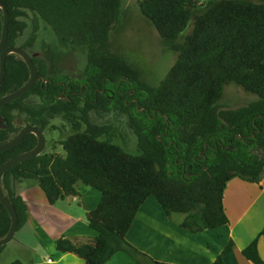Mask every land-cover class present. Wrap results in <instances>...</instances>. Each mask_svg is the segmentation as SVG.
Here are the masks:
<instances>
[{
	"label": "trees",
	"instance_id": "1",
	"mask_svg": "<svg viewBox=\"0 0 264 264\" xmlns=\"http://www.w3.org/2000/svg\"><path fill=\"white\" fill-rule=\"evenodd\" d=\"M0 1L9 14L6 46L26 51L38 74L26 93L0 107V145L23 126L43 133L56 130L51 124L56 119L72 130L51 141V152L42 151L2 175V191L17 214L16 231L28 217L27 203L16 191L26 180L37 184L49 205L77 196L79 183L100 193L96 208L86 212V224L95 234L93 245L64 237L55 241L57 250L73 253L85 264H104L119 251L136 264H167L125 239L149 196L168 217L184 215L179 226L190 232L227 224L226 183L239 177L259 185L264 175V0H136L140 15L176 55L154 86L128 62L113 37L125 0ZM28 13L31 34L18 45L26 27L21 18ZM2 19L0 10V37ZM39 20L52 30L60 48L85 50L80 81L55 74L28 51ZM28 77L23 60L7 55L0 97L20 88ZM229 85L254 99L228 107L222 101ZM29 97L38 103H30ZM111 111L125 117L137 141L136 154L112 142L114 128L89 121L91 113L103 117ZM36 142L33 134H27L0 152V166ZM56 147L62 152H54ZM9 225V214L0 204V238ZM257 241L242 255L253 264H264ZM233 247L230 241L212 264H225L223 256Z\"/></svg>",
	"mask_w": 264,
	"mask_h": 264
},
{
	"label": "crops",
	"instance_id": "2",
	"mask_svg": "<svg viewBox=\"0 0 264 264\" xmlns=\"http://www.w3.org/2000/svg\"><path fill=\"white\" fill-rule=\"evenodd\" d=\"M18 185L17 191L28 206L27 221L18 231L23 228L30 230L35 238L38 237L45 252L41 258L38 250L32 249L33 257L29 263L85 264L81 257L57 250L55 241L64 237L77 244L93 245L95 234L86 222L80 217H67L64 230L61 226L56 229L54 222L46 224L39 212L51 206H48L42 191L31 181ZM223 208L227 224L193 233L181 228L179 221L173 216L168 217L157 200L149 196L140 206L125 238L140 252L167 264H212L230 241L234 247L223 256L224 263L253 264L243 257L242 251L258 239L257 250L264 261V175L259 185L239 177L231 178L223 190ZM84 210L85 215L91 211L90 208ZM104 264L133 262L119 251Z\"/></svg>",
	"mask_w": 264,
	"mask_h": 264
},
{
	"label": "rangeland",
	"instance_id": "3",
	"mask_svg": "<svg viewBox=\"0 0 264 264\" xmlns=\"http://www.w3.org/2000/svg\"><path fill=\"white\" fill-rule=\"evenodd\" d=\"M21 20L26 23V27L18 40V45L26 41L31 34L32 15L28 13ZM37 24L36 40L33 47L29 48L28 51L42 59L46 63L47 68L49 70L52 69L55 74L67 75L69 79L75 80V82L80 81L85 66V50L83 48L76 50L60 48L52 30L40 20ZM115 28L118 30L113 37L121 53L132 66L141 70L147 83L151 86L157 85L173 65L176 55L163 46L153 26L140 15L136 0L124 1L121 15ZM252 99H254L253 95H246L238 86L229 85L224 90L222 103L230 108H237L247 104ZM28 101L30 103H38V99L35 97H29ZM89 121L99 126H111L116 132L112 142L127 153H137L136 138L127 128L124 116L114 111L104 114L103 117L91 113ZM51 124L56 127V130L44 132L46 139L44 152H51V141H58L72 131L62 119H56ZM54 152L61 153L62 151L60 147H56ZM31 182L35 183L34 181ZM76 189L77 196L58 200L55 204L48 205L51 206L47 208L48 210L45 209L39 212L40 217L46 224L54 222L56 229L61 226L64 230V227L67 226V217H80L86 222L84 209H95L100 193L80 183L77 184ZM17 193L20 194L19 191ZM154 199L156 198L154 197ZM172 216L179 222L184 217V215L179 213H173ZM41 247L38 237L35 238L30 230L23 228L18 232L16 231L9 243L1 246L0 264H10L16 260L22 264H30L29 259L33 257L31 255L32 249L36 248L41 258L45 256V252L42 251ZM123 253L130 257L133 264H136V260L132 256L125 252Z\"/></svg>",
	"mask_w": 264,
	"mask_h": 264
},
{
	"label": "water",
	"instance_id": "4",
	"mask_svg": "<svg viewBox=\"0 0 264 264\" xmlns=\"http://www.w3.org/2000/svg\"><path fill=\"white\" fill-rule=\"evenodd\" d=\"M0 10L2 11V16H3L1 37H0V83L2 82L4 74H5V59L7 55L9 54H15L18 57H20L25 63L29 71L28 80L24 85H22L20 88H18L14 92L0 97V107H1L2 105L11 102L19 98L20 96H22L24 93H26L37 82L38 74H37V69L31 60L30 55L26 51H24L23 49L19 47L6 46L9 14L6 9V6L1 1H0ZM27 134H33L36 137V140H37L36 145L29 151L23 152L11 158L10 160L4 162L0 166V181H1L2 175L8 169L20 163L23 160L39 155L45 148L46 139H45L44 133L40 131L39 129H37L36 127L28 125V126L22 127L12 139L1 144L0 152L6 151L14 147L18 143H20L21 140ZM0 204L6 209V211L9 214V218H10V225H9L8 232L6 233L5 236L0 238V247H1L3 245H6L13 239L16 233V230H17V225H18V218H17L15 208L12 205V203L9 201V199L3 193L1 185H0Z\"/></svg>",
	"mask_w": 264,
	"mask_h": 264
},
{
	"label": "flooded vegetation",
	"instance_id": "5",
	"mask_svg": "<svg viewBox=\"0 0 264 264\" xmlns=\"http://www.w3.org/2000/svg\"><path fill=\"white\" fill-rule=\"evenodd\" d=\"M24 127V126H23ZM22 128V127H21Z\"/></svg>",
	"mask_w": 264,
	"mask_h": 264
}]
</instances>
